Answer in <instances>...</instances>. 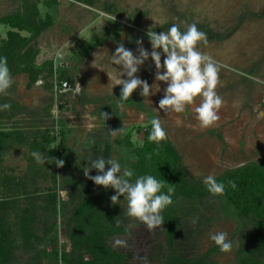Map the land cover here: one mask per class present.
Listing matches in <instances>:
<instances>
[{
	"label": "rangeland",
	"instance_id": "1",
	"mask_svg": "<svg viewBox=\"0 0 264 264\" xmlns=\"http://www.w3.org/2000/svg\"><path fill=\"white\" fill-rule=\"evenodd\" d=\"M29 2L37 6L40 32L34 36L30 26H24L17 39L9 42L11 53L0 52V56L7 57L15 81L8 94L0 96V104L12 105L10 110L0 111V139L16 138L18 134L25 137L24 145L14 143L0 157V181L7 177L12 186L17 185L8 189L0 185V200L8 203L12 223L16 210L29 208L30 203L44 212L35 211L39 223L35 222L34 232L42 238L40 244L35 251H28L24 245L14 251L15 264H28L36 254L40 264H53L54 252L59 255L70 251L67 231L71 212L81 202L79 190L93 184L83 168L90 166L88 161L103 156L117 158L122 165L136 169L135 160L130 158L147 140L151 130L148 121L157 115L152 108L157 109L168 135L161 143L177 155L190 185L203 183L208 174L219 179L251 166L264 172V0ZM21 4L22 0H0V19L15 15ZM157 20L162 21L160 26ZM173 24H180L182 29L196 24L207 34L208 42L200 45V51L221 66L217 92L224 106L220 121L213 127L201 129L191 109L187 116L159 110L166 84L155 81L157 70L151 58L136 74L149 85L159 83L161 91L148 98L151 105L139 88L129 100L119 98L121 88L111 89L112 81L100 69L111 72L108 56L119 44L134 55H139L140 47L151 52L147 31L154 25L157 33L167 31ZM7 31L8 27L0 25V44L6 40ZM138 40L142 44L138 45ZM60 48L63 60L54 56ZM164 58L162 54V64ZM25 66L32 68L25 71ZM37 80L41 81L39 87ZM177 119L183 121L181 126H177ZM62 140L68 165L57 167L49 153L56 151ZM33 151L49 157L48 163L37 164L31 156ZM97 174L95 170L90 173ZM104 193L115 195L113 189L97 185L91 191L95 197ZM14 201L17 206L12 209ZM209 201L206 213L200 206L198 210L210 221L193 240L195 245L185 248L186 256L198 258L214 248L208 264H238L245 257L238 255L241 234L251 232L252 222L243 220L224 200ZM118 208L117 223L125 233L113 238L111 247L127 253L131 264H158L154 240L159 238V227L149 229L128 217L123 197ZM219 231L227 232L234 241L231 252H221L210 241V234ZM116 239L126 240L127 247H113Z\"/></svg>",
	"mask_w": 264,
	"mask_h": 264
},
{
	"label": "trees",
	"instance_id": "2",
	"mask_svg": "<svg viewBox=\"0 0 264 264\" xmlns=\"http://www.w3.org/2000/svg\"><path fill=\"white\" fill-rule=\"evenodd\" d=\"M20 8L15 11V15L0 19V25L8 27L5 34L6 40L0 44L1 54L11 53L12 46L9 42L14 38L17 39L18 32L25 29L24 26H30L34 36L40 32L41 25L36 21L38 18L36 4L30 3L29 0H22ZM13 30L17 31L12 32ZM31 61L35 63V58ZM30 68L32 67L25 66L23 69L30 71ZM150 132L151 130L146 134L147 140L143 147L136 150V169L134 168L133 179L141 175H153L167 182L165 192L169 187L174 190L172 197L174 203L163 211L165 223L159 227V238L154 240L157 246L158 264H208L210 255L215 252L214 248L198 258L187 257L188 251L185 248L195 245L193 240L210 221L203 212L199 213L198 207L204 210L210 203L209 200H217L218 203L220 199L224 200L226 205L233 207L243 220L252 222L250 223L251 232L247 230L241 234L238 255L245 254V257H241L238 264H264V172L262 169L251 166L219 178L218 180L226 185V191L223 196H213L206 190L203 183L192 185L187 183L177 155L167 144L150 141L148 139ZM24 138L23 135L18 134L16 138L0 139V157L8 153L14 143L24 145ZM52 141L48 139V143ZM65 150L62 140L56 151H51L49 156L52 159L63 160V166H67L68 157ZM229 182H235L236 188L232 189ZM0 185L8 189L16 184L12 186L9 179L4 177ZM94 186L93 183L92 186L79 190L81 202L71 212L72 224L69 222L67 231L71 249L59 255L54 252L53 264H131L127 253L114 250L110 245L113 238L125 233L122 226L117 223L118 205L111 204L113 194L92 196L91 191ZM24 187L25 184L22 183V188ZM29 205V208L16 210L15 222L12 223L9 220L12 215L8 210V203L0 200V264H15L14 251L22 249L23 245L28 248V251H35L42 240L34 232L35 222L39 223L35 211L38 209L42 214L44 212L41 208L32 206V203ZM16 206V201L12 202L11 208ZM204 212L206 213L205 210ZM197 216L199 221L193 224L191 221ZM39 259V254H36L28 264H40Z\"/></svg>",
	"mask_w": 264,
	"mask_h": 264
},
{
	"label": "clouds",
	"instance_id": "3",
	"mask_svg": "<svg viewBox=\"0 0 264 264\" xmlns=\"http://www.w3.org/2000/svg\"><path fill=\"white\" fill-rule=\"evenodd\" d=\"M155 23L160 26L162 21L157 20ZM154 27L155 25L147 31L151 52L140 47L138 48L139 55H134L123 44H119L115 53L108 56L111 72L109 73L104 68L100 69L104 70L108 79L112 81L111 89L119 86L121 88L119 98L127 101L139 88L141 89L140 95L151 105L148 98L161 91L159 83L149 85L146 80L136 75L140 67L151 58L157 70L155 81L166 84L163 98L158 103L159 110L187 116L191 109L201 129L215 126L221 119L220 110L224 106V99L217 92L218 86L221 85V66L213 57L200 51V45H206L208 42L207 34L200 31L196 24L188 25L186 29H182L180 24H173L167 31L159 33L154 30ZM136 43L140 45L142 41L138 40ZM162 54L165 57L163 64L161 63ZM54 56L58 60H63V48L57 49ZM112 65L120 66L122 70ZM162 68L163 72L160 71ZM121 77H126V79ZM14 83L7 57L0 56V96L7 95ZM40 84L41 81L37 80L36 86L39 87ZM76 91H81L79 85ZM11 107L10 103L0 104V111L10 110ZM152 110L157 115L148 121L151 126L148 139L156 143L166 141L168 135L162 120L157 109L152 108ZM141 118L143 119V115ZM182 124L183 121L177 119V126ZM31 156L37 164L44 166L48 163L49 157L40 151H33ZM130 159L134 161L136 158L131 157ZM54 161L57 167H63V160ZM88 162L90 166L83 168L85 177L97 186H103L105 189L111 188L115 191V195L111 197L113 206L120 205L123 197L127 202L128 217L142 222L149 229L160 227L165 223L162 213L174 203L172 198L174 190L169 187L167 192L164 191L167 183L164 179H157L149 174L133 179L134 169L122 165L117 158L106 159L100 156ZM106 165L109 166L107 170H105ZM93 170L98 174L91 176L90 173ZM202 182L213 196L225 194L226 185L219 181L215 174L204 176ZM229 185L232 189L236 188L235 182H229ZM198 221L197 216L191 222L196 224ZM209 239L223 253L231 252L234 247V241L225 231L210 234ZM113 247H127V241L116 239Z\"/></svg>",
	"mask_w": 264,
	"mask_h": 264
},
{
	"label": "built area",
	"instance_id": "4",
	"mask_svg": "<svg viewBox=\"0 0 264 264\" xmlns=\"http://www.w3.org/2000/svg\"><path fill=\"white\" fill-rule=\"evenodd\" d=\"M70 1H72V0H70Z\"/></svg>",
	"mask_w": 264,
	"mask_h": 264
}]
</instances>
